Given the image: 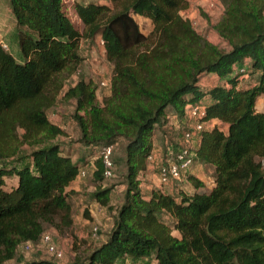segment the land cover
Segmentation results:
<instances>
[{"label": "trees", "instance_id": "trees-1", "mask_svg": "<svg viewBox=\"0 0 264 264\" xmlns=\"http://www.w3.org/2000/svg\"><path fill=\"white\" fill-rule=\"evenodd\" d=\"M217 1L222 11L214 29L226 50L180 15L186 0L77 1L81 31L63 0H7L18 54L0 43V159L21 144L37 146L27 161L0 165V264H57L49 258L14 261L21 244L36 245L46 232L74 238L67 264L149 256L156 264H264V104L256 108L259 99L264 103V0ZM135 16L149 19L148 34ZM96 36L112 65L109 94L98 99L97 85L78 79L63 98L74 101L83 144L125 139V190L106 237L91 246L75 236L68 201L76 192L67 187L81 164L59 143H41L63 133L47 110L83 60L80 41ZM208 73L223 81L202 86L200 77ZM194 104L204 108V127L192 135L191 147L195 161L213 167L211 185L198 191L202 181L187 174L190 193L159 187L144 193L141 175L155 126L171 110L185 118L186 106ZM102 173L98 157L92 198L112 209ZM83 216L89 218L87 208Z\"/></svg>", "mask_w": 264, "mask_h": 264}, {"label": "rangeland", "instance_id": "rangeland-1", "mask_svg": "<svg viewBox=\"0 0 264 264\" xmlns=\"http://www.w3.org/2000/svg\"><path fill=\"white\" fill-rule=\"evenodd\" d=\"M77 1H94L106 4L110 3L109 0H66V2L63 3V7L73 25L79 31L82 30L83 25L74 12V3ZM221 11L222 7L217 0H186V8L181 9L180 15L183 18L188 19L193 29L199 35L207 39L208 42L217 46L220 50H226L229 48L227 41L214 29V24L218 20ZM12 19L7 0H0V43L2 46L5 44V49L10 51L13 55H17L18 45L14 38L15 25L14 19ZM135 19L141 31L145 33V35L148 34L152 28V24L149 19L139 16H135ZM79 54L82 56L83 60L77 72L68 77V79L63 83L62 89L60 93L57 94L53 106L47 110L48 120L60 127L63 133L57 135L53 139H45L41 144L46 145L49 142H57L60 144L63 153L70 155L73 160H77L81 165H84L91 161L94 162V160L98 158L97 147L92 144L87 145L80 142L79 127L72 116L74 111V101L64 99L63 92L76 80L84 79L90 80L97 85L96 96L98 99H101L102 96H107L110 88L109 82L112 65L105 58L104 47L100 43V38L98 36L87 40L82 39L79 43ZM255 77L256 76L254 75L251 79L254 80ZM222 81L223 78H218L215 74L211 73L204 74L200 77L201 85L204 87L215 85L221 83ZM262 103L263 100L259 99L256 108H260ZM188 123H194V121H188L183 117V115H178L174 110H171L167 116L166 122H164L161 127L155 126L153 130L152 142L155 144L154 146L156 149L154 148V151H152V161L148 162L145 172L141 175V189H143L144 193H149V190L153 186L163 187L169 183L172 184L174 181H179L180 179L187 181L185 177L186 175L182 174L180 179L162 184L158 182L156 175L166 147H176L177 145L179 146L184 144L188 146L192 144L193 139L189 138L185 141L183 136ZM220 126L225 129L223 124ZM125 143L126 141L123 137H119L115 143H113V176L110 177V179H107L104 184L106 187H111L109 203L112 209H108L96 201L97 204L95 208L92 209L93 213L91 214L89 212V218L83 216V213H81L82 206L87 202L89 203V201L93 199L92 192L94 190L92 178L91 176L87 177L86 172L82 175L83 178L87 177L85 180V186H82V188L78 190V193L70 195L68 198L72 207L71 214L74 221V234L78 239H85L86 244L91 246L99 244L106 237V234L112 226L113 216L116 213L115 209L123 199L125 190L123 149ZM36 146L37 145L29 146L28 144H21L15 154L10 156V158L3 157L0 159V165L4 163L20 164L27 161L30 151ZM157 154L160 156H156ZM90 157H94V159H91ZM153 173L154 176L152 175ZM208 179L205 178L206 181ZM7 180L11 183L12 178H7ZM162 219L168 221L167 217H163ZM95 226L97 228L98 237L92 239V228ZM54 235L57 245L64 249V257L62 259H56L49 255L41 246L37 247L29 245L26 248L24 246L26 244H21L17 249L14 261H24L38 258H49L53 261L69 259L72 255L71 246L74 238L72 236L59 237L56 234ZM125 259H129L128 262L124 260V263L126 264H156V261L152 256L137 259L126 257Z\"/></svg>", "mask_w": 264, "mask_h": 264}, {"label": "built area", "instance_id": "built-area-1", "mask_svg": "<svg viewBox=\"0 0 264 264\" xmlns=\"http://www.w3.org/2000/svg\"><path fill=\"white\" fill-rule=\"evenodd\" d=\"M100 43L103 45V41L100 39ZM5 47L6 45L3 44ZM241 71L244 69L241 68ZM204 115V108L201 104L187 105L185 108V118L193 120L194 123H188L187 129L185 130L183 136L185 141L192 137L196 132H199L204 127V122L201 120V116ZM98 157L102 161L103 166V181L110 179L113 176V160L111 159V153L113 152V144H104L97 147ZM194 152L191 145H183V147H166L163 156L158 167L157 179L158 182L164 184L169 181L178 180L181 178L182 174L187 175L191 165L194 162ZM152 152L148 155V162L152 161ZM79 174L83 175L84 171L79 169ZM186 177V176H185ZM92 238L98 237L96 226L92 228ZM26 248L29 245L42 247L51 256L56 259H62L64 257V249L59 247L55 240V235L51 232H46L42 235L38 244L34 245L32 243H24Z\"/></svg>", "mask_w": 264, "mask_h": 264}, {"label": "crops", "instance_id": "crops-1", "mask_svg": "<svg viewBox=\"0 0 264 264\" xmlns=\"http://www.w3.org/2000/svg\"><path fill=\"white\" fill-rule=\"evenodd\" d=\"M64 2H66V0H63V3ZM9 11H10V9H9ZM10 14H11V12H10ZM11 17L13 18L12 14H11ZM263 104L264 103H262L261 107L260 108H257V109H262ZM154 145L155 144L153 143V149H152V151H154V148H155ZM158 155L159 154H157L156 156H158ZM90 158L91 159H94V157H90ZM79 169H82L84 171V173L86 172L87 177L88 176H91V173H92V171L94 169V162L91 161V162H88V163H86L84 165H81ZM188 173L191 174V175H193V176H195L196 178H198L199 180L202 181L203 186L199 187L198 191H202V190L208 188L211 185V183H212V179H213V167L210 164L204 163V162H202V161H200V160L197 159L191 165ZM152 175L154 176V173ZM207 176H209V177H207ZM87 177L86 178H83L82 175L78 173L76 175V177L70 182V184L68 185L67 189H71V190L75 191L76 193H78V190H80L82 188V186L83 187L85 186V184H86L85 180L87 179ZM205 178H207V179L209 178V179L206 181ZM104 184H105V181H103L101 183L102 186H104ZM178 184H179V186H178ZM165 186H163V187L153 186V187L162 188L164 191H166V192H168L170 194H173V195H176L177 194V190L178 189H181V190H183L184 192H187V193H190V192H192L194 190L189 181H183L182 179H180L179 181H174L172 184L169 183V184H167ZM142 191H143V189H142ZM96 204H97L96 200L91 199L89 201V203L87 202V203H85L82 206L81 213H83V210L85 208H87L88 209V213L90 212L92 214L93 213L92 209L95 208ZM71 209H72V207H71ZM90 213H89V216H90ZM15 258H16V256H15ZM69 260H70V258L69 259H63L61 261H55V262L57 264H67L69 262ZM124 260L126 262H128L129 259H122V262L120 264H126V263H124Z\"/></svg>", "mask_w": 264, "mask_h": 264}]
</instances>
